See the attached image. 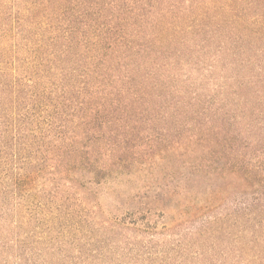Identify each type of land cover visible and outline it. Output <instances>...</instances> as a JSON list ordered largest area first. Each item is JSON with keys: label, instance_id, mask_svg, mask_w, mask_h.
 <instances>
[{"label": "trees", "instance_id": "obj_1", "mask_svg": "<svg viewBox=\"0 0 264 264\" xmlns=\"http://www.w3.org/2000/svg\"><path fill=\"white\" fill-rule=\"evenodd\" d=\"M260 143L264 0H0V199L21 206L47 160L76 184L168 157L258 219Z\"/></svg>", "mask_w": 264, "mask_h": 264}, {"label": "rangeland", "instance_id": "obj_2", "mask_svg": "<svg viewBox=\"0 0 264 264\" xmlns=\"http://www.w3.org/2000/svg\"><path fill=\"white\" fill-rule=\"evenodd\" d=\"M243 152L252 163L254 149ZM179 159L156 158L98 181L79 168L86 176L76 184L47 160L23 206L0 199V264H264V216H243L252 196L238 194L235 181L224 193L221 181L188 167L165 175ZM138 209L154 228L121 221Z\"/></svg>", "mask_w": 264, "mask_h": 264}]
</instances>
